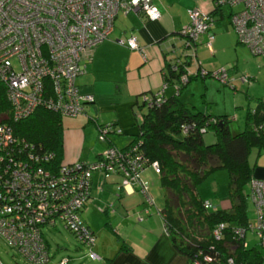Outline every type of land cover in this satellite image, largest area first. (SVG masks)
<instances>
[{
    "label": "built area",
    "instance_id": "1",
    "mask_svg": "<svg viewBox=\"0 0 264 264\" xmlns=\"http://www.w3.org/2000/svg\"><path fill=\"white\" fill-rule=\"evenodd\" d=\"M223 7L234 8L228 20L236 42L252 56L264 59V0H212L210 11ZM131 11H140L149 20L160 16L152 0H0V89L7 104V109L0 111V238L27 264L49 261L41 233L44 226H60L87 249L90 258H97L91 251L94 236L80 217L90 197L94 172L104 177L117 175L116 189H125L128 194L136 187L146 205L144 213L152 207L159 215L160 209L140 176L146 168L157 174L158 165L144 154L139 139L124 147L109 144L90 162L55 163L52 151L18 138L10 126V122L28 117L37 108L61 117L86 114L93 97L80 92L76 80L85 74L94 47L108 38L115 16ZM210 11H186L188 21L179 29L182 52L190 50L184 58H195V42L202 34H206L205 45L209 48L213 38L208 32L213 22ZM119 43L141 52L134 36ZM184 58H174L168 64L171 71L179 66L183 69L173 83L176 89L192 77H210L232 87L233 79L226 69L197 66L191 72L185 69ZM239 80L248 79L241 75ZM139 96V104L145 107L164 101L160 91ZM260 103L264 107V97ZM133 114L137 123L142 120L138 109ZM90 119L100 142L120 133L112 123L97 124L93 117ZM215 122V118H208L198 131L204 133L207 124ZM180 129L184 133L188 125ZM252 130L264 131V119L252 125ZM246 195L250 207L246 226L228 228L226 223L219 222L209 229V236L221 241L230 229L233 237L246 247L245 234L250 231L255 243L264 249V179L251 177ZM201 205L206 210L214 208L210 199L203 200ZM227 247L230 252L234 250V246ZM203 249H196L188 263L246 264L231 255L221 260L212 245L206 251ZM66 262L67 257L58 260V264Z\"/></svg>",
    "mask_w": 264,
    "mask_h": 264
},
{
    "label": "crops",
    "instance_id": "2",
    "mask_svg": "<svg viewBox=\"0 0 264 264\" xmlns=\"http://www.w3.org/2000/svg\"><path fill=\"white\" fill-rule=\"evenodd\" d=\"M211 1L152 0L160 14L156 20H149L140 11L118 13L115 16L108 38L94 47L85 74L76 80L80 92L91 94L93 102L86 114H82V120L73 126L67 123L65 127V131L69 132L67 137L77 131L82 141L88 126L96 129L90 119L93 113L97 124L112 123L120 129L119 134L109 135L111 137L106 142L98 141L99 147L96 150L94 146H90L84 155L87 157L92 154L90 161L105 146L112 144L124 147L137 134L132 115L141 93L153 94L160 91L165 98L175 95L191 112L210 117H225L230 134L231 130L236 131V134L244 129L248 123L247 112L255 110L257 101L264 97L263 58L252 56L243 47L251 58L244 62L234 61L228 66L227 73L233 79L231 89H237L231 93L229 105H224L223 101L219 104L217 100L216 105L212 106L213 102L206 97L207 90L215 87L217 91H227V87H223V84L219 86L213 80H206L207 77H193L178 89L172 82L165 80L167 65L174 58L183 59L185 53H190L189 49L182 52V38L179 34L181 26L188 21L186 11L198 8L209 12ZM212 16L213 22L208 31L213 35L210 46L208 48L205 45L206 34L198 37L195 42V58H184L187 62L185 69L188 71H195L197 66L207 70L215 67L208 60L200 62L196 58V51H206L212 55L215 51H224L227 47L225 43L232 47L235 44L234 32L223 10L213 12ZM129 36L135 37L141 52L128 49L123 43H119ZM233 49L235 50L234 47ZM242 74L247 75V82L239 80ZM197 78L199 81L191 82ZM198 96L204 97L199 99ZM188 104L190 107H187ZM63 136L66 140V132L61 134L62 141ZM260 153L264 154L257 151V155ZM81 156L82 154L78 157ZM78 157L69 151L64 155L61 147L63 163L90 162L79 160ZM248 164L250 165L249 162ZM254 165H250L252 177L264 179V162L256 165V168ZM109 176L112 177L108 182L107 176L104 177L99 172L92 173L90 197L80 211L84 225L94 236L91 251L97 256L90 258L86 255L90 259L86 264H189L187 258L172 245L163 221L154 208L149 207L148 213H144L146 205L138 189L134 187L129 194L125 189L117 190L110 184L117 179L119 182V177ZM62 257H67L66 264L71 260L68 256Z\"/></svg>",
    "mask_w": 264,
    "mask_h": 264
},
{
    "label": "trees",
    "instance_id": "3",
    "mask_svg": "<svg viewBox=\"0 0 264 264\" xmlns=\"http://www.w3.org/2000/svg\"><path fill=\"white\" fill-rule=\"evenodd\" d=\"M184 64L187 62L184 61ZM182 70L179 66L176 71H171L167 65L165 80L175 83ZM141 106L138 103L135 108L139 110ZM6 109L7 104L0 89V111ZM263 112L264 107L258 100L255 112H247L248 123L236 134H230L225 117H212L216 122L206 126L213 131L215 138L210 144L203 142L202 133L198 131L210 116L191 112L175 95L164 97L162 103L146 107L142 113V120L137 123L138 132L129 143L139 139L144 154L150 161L157 162L158 182L164 191L159 216L172 245L187 260L196 249L207 250L212 245L214 253H219L221 260L231 255L237 262L246 264H261L264 261L263 248L256 243L242 247L241 240L237 241L230 229L224 232L221 241H214L209 236V229L219 222L226 223L228 228L245 227L249 222L246 186L252 177V167L247 157L252 148L264 152V131L252 130V125L264 119ZM182 125H188L184 133L180 129ZM10 126L13 135L52 151L54 162L63 163L61 116L37 108L28 117L10 122ZM217 169H224L227 173L225 186L229 207L206 210L201 205L203 200L198 195L197 186ZM227 246H234V250L230 252Z\"/></svg>",
    "mask_w": 264,
    "mask_h": 264
},
{
    "label": "rangeland",
    "instance_id": "4",
    "mask_svg": "<svg viewBox=\"0 0 264 264\" xmlns=\"http://www.w3.org/2000/svg\"><path fill=\"white\" fill-rule=\"evenodd\" d=\"M225 15H227L230 11H233L234 8H228L223 7L222 8ZM226 48L224 51H215L212 55L206 51H196V58L201 62L208 60L214 64V68L211 69H217V68H224L227 70L228 66L236 61L238 62H244L247 60V58H251V56L248 54L247 50L243 48L244 46L238 44L235 40V44H233L235 50L233 47L227 43ZM214 48V46H213ZM215 50V49H214ZM257 57V56H255ZM230 65V66H231ZM229 73V72H228ZM245 75V74H242ZM241 76V75H240ZM239 76V77H240ZM247 77V75H245ZM206 80H213L216 83L221 86L222 84L219 83L217 80L207 77ZM199 81V78L196 80H192L191 82ZM248 81V80H247ZM244 81V82H247ZM190 82V83H191ZM243 82V81H242ZM233 84H235L233 82ZM236 85H238L236 83ZM223 87H227V91L220 90L217 91L215 87L212 89L207 90L206 97L209 98L208 100H211L212 106L216 105V101H219V104L224 102V105L230 104V97L231 93L236 90L231 89L229 85H224ZM198 94V93H197ZM196 94V95H197ZM204 96H198L199 99L203 98ZM138 103H140V96H138ZM198 99V101H200ZM187 107H190L189 104ZM135 110V109H134ZM133 110V112H134ZM146 110L145 106H141L139 108L140 113H144ZM84 117L83 115H77V116H62L61 117V134L66 132V140L63 136V141L61 139L62 143V151L65 152H74L77 157L82 154V156L78 159L79 160H87L90 161L92 154L88 155L87 157L84 156L87 153V150L90 148V146H94L95 150L97 147H99V142L96 140V129L94 130L93 126H88L87 133H85V138L80 141V137L77 131L70 133V135L67 134L69 132L65 131L66 124L70 123L69 125L73 126L76 125L80 120H82ZM91 117H94L93 113H91ZM133 117V126L137 129V122L135 121L134 114ZM86 118V117H85ZM63 127V128H62ZM72 128V127H69ZM138 131V129H137ZM236 131L231 130V133L234 134ZM72 134V135H71ZM112 136V135H111ZM109 136V137H111ZM202 140L205 144L213 143L215 138L213 131L211 129H207L204 133H202ZM248 162L251 164H255L254 167L258 164H261L264 162V154L260 153L257 155V151L255 148H252L248 155ZM256 168V167H255ZM141 178L144 179L145 183L148 185V192L152 196L154 204L157 208L161 209L163 206V196L164 191L159 186L158 182V175L153 173L149 168H146L142 173L140 174ZM109 179L107 181H110V178L112 176H107ZM115 177V176H114ZM227 181V173L224 169H217L210 173L198 186H197V192L199 197L202 200H208L210 199L212 206L217 208H228L229 207V200L226 197V186L225 183ZM117 181L115 180V183H111L110 185L116 189ZM250 215V212H248ZM41 233L46 241V244L48 246V254L50 255L49 261L46 264H58V260L62 256H68L71 258L69 259V263L67 264H86V261L90 260L87 256V250L85 247L80 245L76 239L73 237L72 234H70L68 231L62 229L60 226H56V228H50V227H42ZM245 242L246 245L249 247L255 244L254 236L250 231H247L245 234ZM87 255V256H86ZM86 258V259H85ZM0 264H27L24 259L19 256L15 251L10 249L5 242L0 238Z\"/></svg>",
    "mask_w": 264,
    "mask_h": 264
}]
</instances>
